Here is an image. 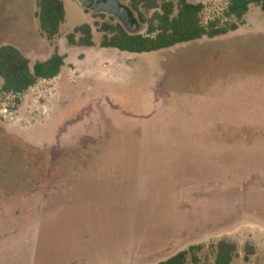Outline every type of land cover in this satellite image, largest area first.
<instances>
[{
	"label": "rangeland",
	"instance_id": "1",
	"mask_svg": "<svg viewBox=\"0 0 264 264\" xmlns=\"http://www.w3.org/2000/svg\"><path fill=\"white\" fill-rule=\"evenodd\" d=\"M62 1L49 42L37 0H0V48L32 67L65 57L58 77L0 92V264H158L192 246L214 264L222 240L232 264H264V11L135 54L101 48L110 16ZM188 1L204 25L227 22L226 0ZM85 24L94 46H71Z\"/></svg>",
	"mask_w": 264,
	"mask_h": 264
},
{
	"label": "trees",
	"instance_id": "2",
	"mask_svg": "<svg viewBox=\"0 0 264 264\" xmlns=\"http://www.w3.org/2000/svg\"><path fill=\"white\" fill-rule=\"evenodd\" d=\"M132 10L139 22L137 32H129L120 22L110 17V22L95 23L102 34L101 48L117 49L122 52L144 54L170 49L182 44L194 43L204 38L215 39L238 30L244 17L255 5L264 11V0H226L225 18L202 22L203 4L188 0H121ZM37 18L40 32L47 41L53 42L65 22V6L62 0H37ZM105 18V15H99ZM235 21V22H234ZM146 27V33L140 31ZM94 33L90 25L77 27L67 37L68 43L76 47H93ZM65 65V57L56 48L52 56L39 61L32 67L30 61L14 46L0 48V92L21 95L40 80L58 77ZM203 246H192L158 264H208L202 262ZM214 264H232L237 256V246L222 240L209 246Z\"/></svg>",
	"mask_w": 264,
	"mask_h": 264
},
{
	"label": "water",
	"instance_id": "3",
	"mask_svg": "<svg viewBox=\"0 0 264 264\" xmlns=\"http://www.w3.org/2000/svg\"><path fill=\"white\" fill-rule=\"evenodd\" d=\"M86 11L118 20L129 32H137L139 22L129 6L121 0H76Z\"/></svg>",
	"mask_w": 264,
	"mask_h": 264
}]
</instances>
